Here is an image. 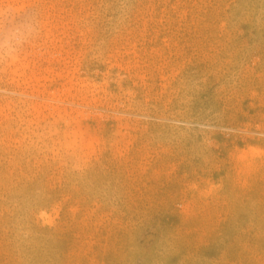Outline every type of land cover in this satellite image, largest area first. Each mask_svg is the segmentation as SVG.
<instances>
[{"label": "rangeland", "instance_id": "obj_1", "mask_svg": "<svg viewBox=\"0 0 264 264\" xmlns=\"http://www.w3.org/2000/svg\"><path fill=\"white\" fill-rule=\"evenodd\" d=\"M247 146L264 0H0V264H264Z\"/></svg>", "mask_w": 264, "mask_h": 264}, {"label": "bare ground", "instance_id": "obj_2", "mask_svg": "<svg viewBox=\"0 0 264 264\" xmlns=\"http://www.w3.org/2000/svg\"><path fill=\"white\" fill-rule=\"evenodd\" d=\"M263 155L257 146H247L245 151L236 155L235 165L232 167L235 176L245 182L247 192H255L261 187L258 184L264 173ZM42 219L45 218L41 215Z\"/></svg>", "mask_w": 264, "mask_h": 264}]
</instances>
